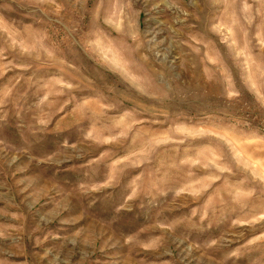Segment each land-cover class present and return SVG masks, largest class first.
I'll return each instance as SVG.
<instances>
[{"label":"rangeland","instance_id":"374dc122","mask_svg":"<svg viewBox=\"0 0 264 264\" xmlns=\"http://www.w3.org/2000/svg\"><path fill=\"white\" fill-rule=\"evenodd\" d=\"M0 264H264V0H0Z\"/></svg>","mask_w":264,"mask_h":264}]
</instances>
